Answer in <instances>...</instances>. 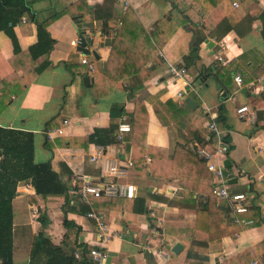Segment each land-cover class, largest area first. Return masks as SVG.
Listing matches in <instances>:
<instances>
[{"label":"crops","instance_id":"1","mask_svg":"<svg viewBox=\"0 0 264 264\" xmlns=\"http://www.w3.org/2000/svg\"><path fill=\"white\" fill-rule=\"evenodd\" d=\"M28 1L36 12V19L41 20L77 0ZM234 1L237 6L233 5ZM86 2L94 8L104 0ZM112 2L110 20L116 23L111 27L102 19H95L87 25L74 18L75 9H68L55 17L47 27L54 39L53 46L46 56L37 60H33L28 52V48L37 41L33 15L22 16L12 27L16 46L11 35L0 30V126L32 132L34 161L49 160L66 185H69L73 169L93 179L98 176L102 159L95 163L89 160L90 152L98 144L85 141V136L95 127H108L113 131V139L106 147L102 146L107 156L119 157L123 163L128 158L126 143L123 151L114 133L120 118L133 111L134 101L127 97L126 82L123 79L112 80L109 76L110 49L123 17L127 19L128 29L137 22L145 30H150L160 17L171 11L175 28H172L165 45L158 49L156 62L149 59L145 65L150 69V77L144 81L142 88L152 95V100L145 102L148 112L146 144L167 149L170 158L175 144L184 143L165 102L172 100L182 104L187 96L195 102L193 106L185 103L193 111L194 123L206 132L205 140L210 134L215 135L208 128L213 121L229 143L228 151L221 156L227 172L233 173L234 181L228 183V188L251 195V206L256 207L258 218L253 220L252 210L248 213L253 216L249 225L235 226L227 219L225 226L213 234L207 246L193 247L208 256L209 264H226V258L253 248L264 240V86H259V79L264 77V36L262 21L258 17L260 10L264 9V0ZM232 10H240L243 17L227 29L229 20L226 13ZM184 14L188 18H184ZM190 29H198L205 35L199 44L196 59L188 56ZM79 34L90 38L88 48L95 54H82L77 50V44L71 43ZM145 46L150 45L146 43ZM82 56L93 63V70L81 62ZM219 56L221 59H218ZM42 59L49 60L50 64L35 73L34 68ZM169 64L184 66L185 76L171 75ZM202 68H210L211 74L198 75ZM238 72L243 76L241 86L234 80ZM86 75L89 76L87 83L83 81ZM141 90L135 91L134 96ZM179 91L183 93L182 100L177 96ZM240 106H247L254 118L246 120L240 117L236 112ZM222 107L230 128L219 126L217 115ZM257 111L261 112L262 118L257 116ZM63 119L68 120L64 125ZM59 126L63 127L61 134L47 136L48 130ZM183 132L189 139L187 147L194 150L192 147L196 144L204 146L192 138L189 129L184 128ZM205 146L214 148L215 139ZM144 156V163H149L150 157L147 154ZM146 157L149 161L145 160ZM225 160H228L226 164ZM163 162L159 163V167H165ZM121 179L134 184L135 195L118 208L104 209L111 230L119 234L107 243L104 264H164L170 260L171 247L177 241L182 244V249L176 254V264H185L186 243L179 234H167L158 225L159 219L162 225L165 220L192 219L196 215L192 206L168 203L170 199L183 197L178 179L161 180L148 174L140 178L127 175ZM23 183H18L13 200V264L29 263L31 245L39 231L68 251L75 252L80 246L95 245L93 222L78 210L70 208L63 195H49L37 203L30 202L29 195L34 193L33 184L25 188ZM34 206L45 214L43 224L41 219L33 218L31 211ZM142 206L148 212L141 211ZM151 212L153 215H150ZM162 240L167 241L170 251L160 246ZM160 249L169 255L164 257L158 252ZM119 259L123 261L118 262Z\"/></svg>","mask_w":264,"mask_h":264},{"label":"trees","instance_id":"2","mask_svg":"<svg viewBox=\"0 0 264 264\" xmlns=\"http://www.w3.org/2000/svg\"><path fill=\"white\" fill-rule=\"evenodd\" d=\"M217 1L223 2L224 0ZM112 4V0H104L101 5L93 8L88 5L86 0H77L38 20L30 1L0 0V30L10 34L15 43L12 27L20 21L22 16L33 15L37 26V41L28 48V52L33 60H37L44 55L46 56L53 46L54 39L47 27L55 17L68 9H75V19L87 25L95 19H102L111 27L116 23V21L110 20L112 17ZM226 16L229 20L227 29L235 26L243 17L240 10L228 11ZM258 17L262 21L261 31L264 36V9L260 10ZM184 18L188 17L184 14ZM126 20V17L122 18L110 49L111 73L109 76L112 80L123 79L126 82L127 97L134 101V109L126 117L127 122L130 124V131L125 135L126 149L128 158L132 161L128 167L127 175L140 178L148 174L151 177L169 181L174 178L178 179L177 183L183 188H181L183 197L170 199L168 203L175 206H192L196 210V215L192 219L165 220L160 225L161 229L167 234H179L180 239L186 243L188 248H186L185 264H209L208 256L195 251L193 247L207 246L213 238V234L225 226V220L229 219L231 224L235 226L239 224L233 222L228 213V208L216 205V199L212 193V176L206 168L205 159L187 147L189 139H187L183 129H189L193 135L192 138L204 145L213 142L214 135L210 134L208 139L205 140L206 132L194 123L193 111L187 107L188 105L185 102L177 104L172 100H167L165 104L170 111L174 124L177 126L179 136L184 139V143L177 142L175 144L170 158L167 156V149L146 144L148 112L145 102L152 100V95L142 88L144 81L150 77V69L145 65L149 59L156 62L155 55L158 49L165 45L173 30L172 28H175V22L171 11L160 17L150 30H145L137 22H134L133 28L128 29ZM184 22L186 21L184 20ZM190 31L188 56L196 59L199 44L204 40L205 35L198 29H190ZM146 43L150 46L144 47ZM150 50L151 55L149 54ZM49 64V60L42 59L34 68V72H41ZM191 64H194V62ZM67 65L70 64L67 63ZM209 69L202 68L198 75H210L212 70ZM139 88L142 90L134 96L133 93ZM257 116L259 118L263 117L260 111H257ZM217 118L219 126L231 127L224 107L219 109ZM112 139L113 131L108 127H95L90 134L85 136L87 143L105 147ZM146 154L151 161L145 164L144 155ZM162 162L165 167H159V163ZM101 177H103V172L102 168L99 167L98 176L95 178L101 179ZM25 180L33 182L34 193L29 195L30 202L37 203L39 199L40 201L44 200L49 195H63L70 208L76 209L84 215L89 210V206L86 204L73 206L68 203L67 190L70 186V177L69 185H66L60 179L58 172L52 168L49 160L34 161L32 132L0 126V264H13V200L17 193L18 183ZM126 200L123 197L100 196L94 199L93 207L104 213V209L118 208L120 204L126 203ZM140 210L148 212L144 206ZM252 210L254 211V218L248 215ZM240 217L257 219L256 207L250 205L246 212L240 214ZM38 218L41 219L43 224V218H46V216L44 213L39 212ZM227 226L229 227L230 223ZM160 246L170 251L166 240H162ZM91 248L92 245L80 246L78 248L80 254L75 257L74 250H66L63 246L54 243L45 236L42 231H39L31 245L29 263L96 264L88 255ZM170 256V260L164 264H176L178 255L170 251ZM120 261H123V259H119L118 262ZM225 263L264 264V240L253 248L249 247L236 256L226 258Z\"/></svg>","mask_w":264,"mask_h":264},{"label":"built area","instance_id":"3","mask_svg":"<svg viewBox=\"0 0 264 264\" xmlns=\"http://www.w3.org/2000/svg\"><path fill=\"white\" fill-rule=\"evenodd\" d=\"M233 5L237 6L236 1ZM126 6V2H124ZM24 19V17H23ZM79 36L71 40V43L78 44ZM218 59H221L219 56ZM81 62L87 65L89 70L94 69V65L85 56L81 57ZM169 73L174 77L185 76L186 69L184 66H177L169 64ZM234 80L238 86L243 84V76L240 72L234 75ZM259 86H264V77L259 79ZM178 98H183L181 91L177 92ZM237 114L244 119H253L254 115L247 106H240L236 109ZM67 119L62 120V124H66ZM209 130L213 132L215 139L214 148H207L205 145L196 144L192 147L195 152L205 159V165L212 176V193L216 199V205L219 207L228 208V213L231 216L233 222L239 225H249L252 223V219L246 217H240L241 213L246 212L252 204V196L247 192H233L228 188V180L230 178L229 173L221 162V156L228 151L229 143L223 138L220 130L215 123L211 121L208 124ZM130 131V124L127 122L126 117L122 116L116 126L114 138L118 145L125 151V135ZM63 127L59 126L55 129L48 130L46 132L48 137L53 136L55 133L61 134ZM102 159V172L103 177L101 179H93L87 176L85 173L79 170H72L70 175V186L67 190L68 203L73 206L79 204H86L89 206V210L85 213V216L90 219L95 227V245L89 250V257L96 264H104L107 259V243L113 240L115 237H119V234L115 230H111L109 219L105 214L97 209H94V199L100 196L106 197H123L126 199H132L135 195V186L131 182H125L121 178L127 177L128 167L131 165V160L125 158L120 162L119 157L113 158L107 156L104 152L102 145H96L93 151L90 152L89 160L92 163ZM145 160L149 161L146 157ZM25 188L31 187L30 180H25L23 185ZM31 214L34 219L38 218L39 210L36 206L32 208ZM153 215V212L150 213ZM160 226L161 219L158 220ZM164 257L169 253L164 249L158 250ZM80 250L74 252V256L78 257ZM1 262V259H0ZM31 264V263H28Z\"/></svg>","mask_w":264,"mask_h":264},{"label":"water","instance_id":"4","mask_svg":"<svg viewBox=\"0 0 264 264\" xmlns=\"http://www.w3.org/2000/svg\"><path fill=\"white\" fill-rule=\"evenodd\" d=\"M90 44H91V40H90V38L88 36H84L83 34H79V42L77 44V50L79 52H81L82 54H89V53L95 54L94 50L90 51V49L88 48V46ZM88 80H89V76L86 75V76L83 77V81L85 83H87ZM185 102L189 106H193L194 103H195L194 100L191 97H189V96H187L185 98ZM227 162H228V160H225L224 163L226 164ZM225 166H227V165H225ZM228 166H230V165H228ZM229 176H230V178L228 180V183H231V182L234 181L233 173H230ZM31 183L33 184L32 181H31ZM181 249H182V244L179 241H177L171 247V252H173L174 254H178L181 251Z\"/></svg>","mask_w":264,"mask_h":264}]
</instances>
